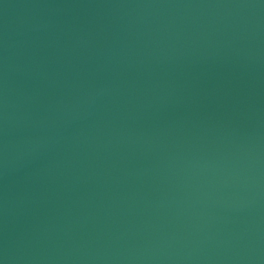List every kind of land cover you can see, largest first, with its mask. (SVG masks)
I'll list each match as a JSON object with an SVG mask.
<instances>
[{
    "label": "water",
    "instance_id": "obj_1",
    "mask_svg": "<svg viewBox=\"0 0 264 264\" xmlns=\"http://www.w3.org/2000/svg\"><path fill=\"white\" fill-rule=\"evenodd\" d=\"M0 264H264V0H0Z\"/></svg>",
    "mask_w": 264,
    "mask_h": 264
}]
</instances>
